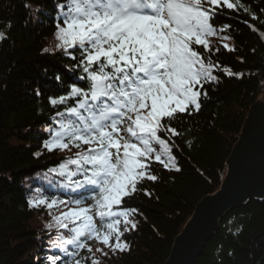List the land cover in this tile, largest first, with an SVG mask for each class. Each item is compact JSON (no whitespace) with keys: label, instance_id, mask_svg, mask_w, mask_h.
Here are the masks:
<instances>
[{"label":"trees","instance_id":"16d2710c","mask_svg":"<svg viewBox=\"0 0 264 264\" xmlns=\"http://www.w3.org/2000/svg\"><path fill=\"white\" fill-rule=\"evenodd\" d=\"M66 2L0 0V32L7 37L0 39V264H53V257L55 264H75L77 259L81 264H92L93 259L99 264H163L197 202L220 187L227 158L251 105L259 98L264 101V0H241L249 12L224 5L215 8L216 35L227 36L232 50L211 38V52L196 45L202 55L219 64L213 70L218 80L204 84L208 95L201 96L198 112L190 108L191 115L177 113L168 121L180 135L161 133L162 138L170 136L180 170L151 160L149 172L157 180H141L137 191L124 198L122 208L136 209L131 218L137 228L122 237L128 250L113 252L91 239L85 242L92 251L75 249V255L74 246L65 245L69 251L65 255L53 244L58 230L67 237L71 233L48 227L52 211L55 217L60 216L61 208L68 211L75 205L58 204L51 210L44 205H29L35 197L49 201L69 197L65 201H71L74 196L68 193L75 187L74 181L83 179L78 174L69 180L49 171L66 158H75L77 149L48 152L43 148L49 128L60 119L56 112L74 103L70 99L54 108L49 97L65 95L68 86L85 75L81 67H73L80 59L79 51L55 48L57 5ZM46 47L48 52L44 51ZM70 52L77 60L71 59ZM225 68L243 75H229ZM85 83L79 81L81 86ZM37 90L41 95H36ZM83 194L93 205L95 193ZM119 227L123 231V219ZM94 245H101L108 255L94 251ZM196 264H264V195L249 198L220 217L217 230L205 242Z\"/></svg>","mask_w":264,"mask_h":264},{"label":"snow or ice","instance_id":"6c2138e0","mask_svg":"<svg viewBox=\"0 0 264 264\" xmlns=\"http://www.w3.org/2000/svg\"><path fill=\"white\" fill-rule=\"evenodd\" d=\"M222 5L249 12L241 0H67L57 5L55 48L79 51L80 59L73 67H81L85 75L70 84L65 95L49 97L54 108L70 99L74 103L56 112L60 119L49 128L43 148L48 152L77 149L75 158H66L49 171L69 180L78 174L83 179L74 181L68 193L74 196L71 201L35 197L29 205H44L48 210L58 204L75 205L53 217L55 225H48L71 233L53 242L65 255L69 254L65 245L74 246L73 255L75 249L91 252L85 242L91 239L113 252L127 251L122 237L136 229L137 222L131 218L136 209L121 207L124 198L137 191L141 180H157L149 172V161L180 170L170 136L162 138L161 133L180 135L168 121L177 113L191 115L190 108L198 112L201 96L208 95L204 84L218 80L213 70L219 64L194 45L212 51L209 37L216 35L215 8ZM6 38L0 32V39ZM68 54L77 60L74 53ZM79 81L86 83L81 86ZM36 95H41L39 90ZM86 192L95 193L93 205H84ZM95 217L100 218L99 225ZM97 251L108 255L103 249ZM52 260L55 264V257ZM92 264L99 262L93 259Z\"/></svg>","mask_w":264,"mask_h":264},{"label":"water","instance_id":"95a60500","mask_svg":"<svg viewBox=\"0 0 264 264\" xmlns=\"http://www.w3.org/2000/svg\"><path fill=\"white\" fill-rule=\"evenodd\" d=\"M1 116L0 99V131ZM226 165L220 187L197 202L163 264H196L205 242L217 230L220 217L229 208L264 195V101L261 98L251 105Z\"/></svg>","mask_w":264,"mask_h":264},{"label":"rangeland","instance_id":"374dc122","mask_svg":"<svg viewBox=\"0 0 264 264\" xmlns=\"http://www.w3.org/2000/svg\"><path fill=\"white\" fill-rule=\"evenodd\" d=\"M212 39L215 40V38H212ZM216 39L219 40V41H220L221 43H223V44H227V43H228L227 40L223 38V35H220V36L217 37ZM261 94H263V91L261 92ZM156 147L158 148V146H156ZM153 160H154V159H153ZM64 199H65V200H68L69 197H65ZM88 205H90V204H88ZM85 206H87V205L85 204ZM72 207H75V206H72ZM61 209H62L63 213H64V212H67V208H61ZM52 214H53V217H55V213H53V211H52ZM120 219L122 220L123 218H120ZM95 222L97 223V225H99V224H100V218H99V217H95ZM51 223H52L53 225H55V221H54L53 218L51 219ZM53 227L56 228L55 226H53ZM59 235H63L65 238H67V236L65 235V233L62 232L61 230H58V231L56 232V236H55V237H57V236H59ZM100 246H101V245H94V251L99 252V251H97V249L100 248Z\"/></svg>","mask_w":264,"mask_h":264}]
</instances>
